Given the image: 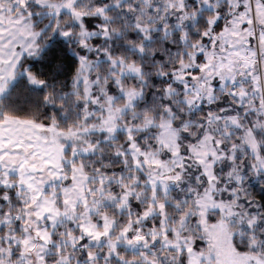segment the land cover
<instances>
[{
    "label": "snow or ice",
    "instance_id": "1",
    "mask_svg": "<svg viewBox=\"0 0 264 264\" xmlns=\"http://www.w3.org/2000/svg\"><path fill=\"white\" fill-rule=\"evenodd\" d=\"M0 264H264V0H0Z\"/></svg>",
    "mask_w": 264,
    "mask_h": 264
}]
</instances>
